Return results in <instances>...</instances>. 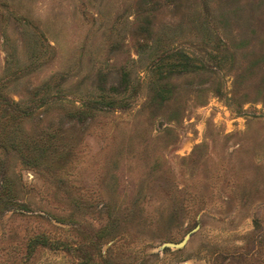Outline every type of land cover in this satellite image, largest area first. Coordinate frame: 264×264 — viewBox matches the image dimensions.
Returning <instances> with one entry per match:
<instances>
[{
	"label": "rangeland",
	"instance_id": "1",
	"mask_svg": "<svg viewBox=\"0 0 264 264\" xmlns=\"http://www.w3.org/2000/svg\"><path fill=\"white\" fill-rule=\"evenodd\" d=\"M6 98L0 264H264V0H0Z\"/></svg>",
	"mask_w": 264,
	"mask_h": 264
},
{
	"label": "trees",
	"instance_id": "2",
	"mask_svg": "<svg viewBox=\"0 0 264 264\" xmlns=\"http://www.w3.org/2000/svg\"><path fill=\"white\" fill-rule=\"evenodd\" d=\"M20 104H21L20 101H15L13 99L6 98V107L0 108V113H1L0 122H1V124H3L4 128L13 119V116H14L13 112L18 110V112H21L22 114L26 115V107L20 106ZM21 113L18 114L17 118L24 116ZM24 157H25L26 163H32L33 164L34 159H33L32 155H25Z\"/></svg>",
	"mask_w": 264,
	"mask_h": 264
},
{
	"label": "water",
	"instance_id": "3",
	"mask_svg": "<svg viewBox=\"0 0 264 264\" xmlns=\"http://www.w3.org/2000/svg\"><path fill=\"white\" fill-rule=\"evenodd\" d=\"M184 239H185V238H182L181 240L175 242L174 245H176V246L181 245V244L184 242Z\"/></svg>",
	"mask_w": 264,
	"mask_h": 264
}]
</instances>
